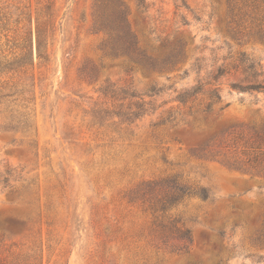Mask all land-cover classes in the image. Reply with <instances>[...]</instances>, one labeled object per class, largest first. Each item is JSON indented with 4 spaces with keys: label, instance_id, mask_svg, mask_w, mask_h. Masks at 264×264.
<instances>
[{
    "label": "rangeland",
    "instance_id": "1",
    "mask_svg": "<svg viewBox=\"0 0 264 264\" xmlns=\"http://www.w3.org/2000/svg\"><path fill=\"white\" fill-rule=\"evenodd\" d=\"M99 12L108 24L124 15L148 54L181 39L185 56L161 72L134 64L111 50L119 31L95 26ZM262 18L264 0H0V48H33L0 104V264H264V174L231 166L228 150L209 142L228 125L264 120V91L233 88L243 77L232 71L205 87L221 96L208 116L195 112L208 92L185 106L174 100L242 53L264 79ZM142 100L151 103L138 118L114 114ZM170 107H179L176 122L154 126ZM16 111L30 112V128L5 126ZM176 176L209 194L171 210L192 244L154 233L147 200L163 188L145 202L133 193ZM13 218L24 224L10 227Z\"/></svg>",
    "mask_w": 264,
    "mask_h": 264
},
{
    "label": "trees",
    "instance_id": "2",
    "mask_svg": "<svg viewBox=\"0 0 264 264\" xmlns=\"http://www.w3.org/2000/svg\"><path fill=\"white\" fill-rule=\"evenodd\" d=\"M254 8L257 9L258 7L254 6ZM116 19L117 21H110L108 24L99 12L94 21L95 26L100 30L108 28L114 31L112 27L118 29L119 32L116 36L113 35L112 37V33H110L111 36L109 35L110 48L115 51V54L127 55L134 64L143 67L147 66L153 71L159 72L172 69V67L180 63V59L185 56V44L182 43L181 39H178L176 43L172 44L168 51L162 56L148 54L139 46L136 36L125 26L124 15L118 14ZM258 20L264 22V18ZM45 26L46 22L40 21L37 18L35 48L38 58H44V40L47 31ZM16 48H18V46L15 44L14 48H12L13 50L0 48V104H5V102L10 101L9 97L16 92L18 84L14 78L18 76V73L21 72L27 64L33 63L32 45L29 47L28 51L26 50L22 53H18L17 50H15ZM24 48L25 47H22L21 49ZM27 54L30 55L29 62L25 58ZM228 65L229 64L222 63L216 68L211 69L208 72L207 80L198 82L194 86L183 88L175 96L174 100L178 102V105L185 106L189 101H194L199 93L208 92L209 100L204 103L201 108L195 110V112L202 113L203 117H206L213 110L214 104L220 102L221 96L216 87L209 89H205V87L213 85L211 81L216 82L220 76L230 74L232 71L234 74H240L243 77L241 81L244 83L234 82L231 84L233 88L241 91H264V79L258 80V76L262 74L259 63H255L242 53L230 64V66ZM23 72H25V70H23ZM102 93L104 96H108L110 92L104 91ZM118 93L119 92H116V90H112L110 94L111 99H117L116 95H119ZM150 103V101L145 100L141 102H129L126 106L128 111L114 112V114L118 117H125L124 119L126 120L138 118V116H141L144 112L143 107ZM130 105L134 106L133 110ZM178 108L179 107H170L167 111V116L161 117L158 122L154 123V126L176 122V116L173 115L178 113ZM222 108L223 106L220 107V110ZM189 113H191V108L189 109ZM5 122V126L12 130H27L32 126V119L28 111H16L15 114L10 113ZM210 141L213 142V145L216 144L217 147H223L228 150L230 156L227 157L226 154H223L222 157L226 160L225 162L231 166L238 169L254 171L257 174H264V120L256 123L228 125L212 135L209 139V142ZM218 153L219 151L217 154ZM8 181L9 178L7 177H4L2 180L6 186L8 185ZM160 188H163L162 192L156 198L147 200L149 203L147 208L152 214V228L154 233L160 236V238L170 237L177 241L192 244L193 235L191 229L185 226L182 218L178 214H172L171 210L175 209L185 198L196 196L202 200H206L209 198L208 192L205 188L189 185L181 180L179 176H176L157 183H142L133 192L134 197L139 195L144 199L145 196L150 195L153 191ZM142 201L145 202V199ZM18 223L24 224V221L13 218V224H11L10 227H16Z\"/></svg>",
    "mask_w": 264,
    "mask_h": 264
}]
</instances>
